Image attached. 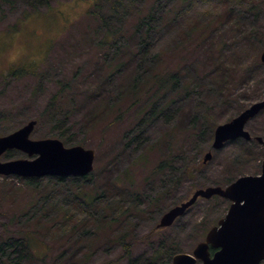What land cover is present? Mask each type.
I'll return each mask as SVG.
<instances>
[{
	"label": "rangeland",
	"instance_id": "rangeland-1",
	"mask_svg": "<svg viewBox=\"0 0 264 264\" xmlns=\"http://www.w3.org/2000/svg\"><path fill=\"white\" fill-rule=\"evenodd\" d=\"M92 2L93 0H53L52 6L54 8L51 11L44 12L45 10H42L37 15H32V13L29 14L24 10H29V8L22 1H15L12 5L8 0H0V113L15 110V113L9 116V119L13 121L8 126L0 128V132L22 124L24 121L22 122L20 119L23 115L31 116L37 113V109L45 104L49 95L55 90L56 79L67 77L70 74L69 70L74 69L77 64L85 62L87 66L88 63L90 64L92 55L89 57L88 51L91 39L90 35L86 34L88 29L85 22L81 20L82 15L89 9ZM159 2L165 4L164 7L167 8L164 16L173 15L176 8H185L183 9L184 12L170 27L167 26L160 33H152V36L156 39L160 38L162 42L169 41L171 46L188 39V45H186L188 48L175 51L174 54L169 52V57L166 61L164 60V64H170L169 66L174 69L176 63L179 62L178 57H181V53L186 52L190 72L192 73V70H194L200 77L199 85L190 95L179 101V104L173 105V110L177 109L176 114L168 118L159 115L145 126L143 136L140 135L141 138L139 139V141L145 142L142 146L137 147L136 144H133L125 150L122 149L123 141L119 136V129L111 132L107 142L99 146L97 133L96 135L89 133L86 135L87 145H84L95 150L94 169L97 162L99 164L96 173L100 171L104 163L108 164L104 171L99 172L100 177L93 176L86 182L87 187L96 186L97 181L104 184L106 181L117 179V177L121 180L132 179V186L138 188L139 194H141L139 199L143 204L147 202L146 198L149 196L162 190L165 191L159 203L156 206L153 205L147 214H143L142 218L134 217L133 219L135 227L133 228L131 258L136 259L137 264H141L142 258L151 253L153 245H157L159 242H162L163 248H172L173 245L174 247L178 245L183 252L191 253L195 245L203 240L207 229L216 224L217 220L225 214L229 204L226 199L200 197L184 215L177 218L170 226L160 230H156L155 226L164 212L186 200L195 188L213 184L214 180L221 178L228 169L225 166L226 163L232 161L231 155L235 151L234 144L226 143L218 150L213 149L212 158L207 163H203L204 151V153L198 155L197 164H199V168L194 173L195 176L182 179L177 185L176 181L173 180L176 177L178 167L181 166L180 160H175L172 168L161 176L160 174L152 175L144 181V178L153 169L155 158H150L144 165L141 163L140 168L136 169L137 164L140 162L138 155L142 148L174 123L181 130L191 126L196 127L197 131L205 129V122L203 123L201 118L205 114L204 111H201L203 108L207 107L209 109L210 122L215 121L216 124H220L229 121L251 103L264 97V66L260 60V54L264 48V0H235V2H232V0H226L225 2L193 0L189 5L188 3L183 5L177 0H158ZM151 3L152 0H146L142 4V14H147V9ZM74 24L75 26L77 24L81 25L79 28L80 33H75L73 30L71 36H67V40L56 44L44 60L45 68L49 66L50 69L59 71L51 81H44L45 94L43 96L39 95L33 102L29 101L27 104L30 106L27 105L17 109L16 107L27 102L33 79H6V70L13 64L18 65L21 63L20 65H23L33 60V62L40 60L44 57L46 50L54 45L57 39L67 35L64 32L66 26L70 27L72 25V30ZM14 25L17 26L13 28ZM187 32L188 37H185L183 33ZM203 33L207 35L205 42L200 41ZM156 46L161 48V42H158ZM216 46L222 48L221 59L224 62V68H219L212 63L213 56L211 52L216 49ZM176 53H180V56H175ZM70 54H79L72 60V65H69ZM144 60H150L149 52L145 54ZM85 69L83 70L84 74ZM161 71L164 73L166 70L162 69ZM130 72V69L122 71L118 74L119 79L121 77L125 78ZM127 78L128 76L126 80ZM81 80L79 83L82 86L85 85L84 83L87 85L91 80H95V75L92 74L87 80ZM112 83L113 81L110 84ZM218 89L222 90L226 97V102L223 105L218 98ZM112 92H109L107 96L110 97ZM81 114L76 113L71 118L73 121L71 133L75 140L85 135L83 134L84 127L81 123L83 116H80ZM78 120H80L79 124H77ZM130 123L133 126V117L127 120L125 125ZM1 124L2 122H0ZM246 124L248 130L264 136V108L248 120ZM48 128L49 125L36 124L30 138L36 140L56 137L51 135ZM135 129L137 130L138 127L135 126ZM200 139L199 146L206 147L207 137ZM210 140L209 146H211L213 140V133ZM195 142L198 144V141L195 140ZM256 151L258 150L256 149ZM260 151V156L256 159L258 162L260 161L259 166L242 165L241 168H232L231 172L236 173L243 170L242 175L259 173L261 159L264 157V151ZM195 152L196 149L192 148L189 153L194 155ZM149 153L151 152L149 151ZM16 158L33 157H28L21 151H15L11 155L6 152L0 156L2 161ZM235 165H238V163H235ZM127 168H131L129 178H126L122 173ZM46 181L48 180L42 177L31 182L30 186L27 187L23 177L0 175V241L10 240L11 238L16 239L14 241H19L16 252H22L21 242L23 240L21 238H25V236L30 237L29 252L40 254L43 251L42 233L31 236L30 230L22 227L27 222L21 226L18 224V220L28 202L35 201V192H40L39 187L45 184ZM126 183L130 184L129 181H126ZM86 191H89V189H86ZM67 194H70V191H67ZM79 217L84 220L85 216L80 215ZM23 221V219L20 220V222ZM101 235L105 240L91 256H84L85 249H81V251L74 254V259H77L81 264H103L118 259L122 254L121 248L119 245H109L106 241L107 238L112 239L111 233L106 235L102 233ZM33 240H37L36 244H33ZM61 244L62 242L52 244V249L48 251L49 255H46L45 263L55 264L52 263L51 259L55 253L62 249ZM73 244L76 245V243ZM78 246L73 247L70 251H68L70 249L68 246H63V248H67V253L70 252L71 254ZM17 255L18 253H15L13 257H17ZM67 262L73 263L71 260ZM127 262L124 258L119 264H126ZM30 264H43V262L37 259L35 263L30 261ZM115 264H118V262Z\"/></svg>",
	"mask_w": 264,
	"mask_h": 264
},
{
	"label": "trees",
	"instance_id": "trees-1",
	"mask_svg": "<svg viewBox=\"0 0 264 264\" xmlns=\"http://www.w3.org/2000/svg\"><path fill=\"white\" fill-rule=\"evenodd\" d=\"M8 1L12 5L15 1L26 3L29 10H24L32 15H37L42 10L49 12L54 8L53 0ZM145 1L93 0L81 20L85 22L88 29L86 34H89L91 39L88 51L89 57L92 55L90 64L88 63V66L86 62L77 64L75 65L76 69L69 70L70 74L67 77L56 79L55 90L49 95L45 104L37 109V113L31 116L23 115L20 121L26 122L35 119L37 125H49L48 130L51 135L60 138L66 146L87 145L86 135L89 133L95 135L97 133L98 146L104 145L110 133L119 129V136L123 141L121 147L125 150L130 145L136 144L137 147H140L145 143L142 140L139 141L140 135L143 136L145 126L154 118L159 115L168 118L176 114L177 109L173 110V105L179 104V101L195 90L199 85L200 77L194 70L192 73L190 72L186 52L181 53V57H178L179 62L176 63L174 69L169 66L170 64H164V60L166 61L169 57V52L174 54L175 51L188 48L186 46L188 39L171 46L169 41L162 42L160 38L153 37L152 33H160L167 26L170 27L184 12L185 7L176 8L175 13L171 16H164L167 11V8L164 7L165 4L158 3V0H152L147 14L144 15L141 13V6ZM177 1L183 5L185 3L189 5L193 0ZM217 1L225 2L226 0ZM156 4L158 5L155 6ZM16 26L14 25L13 28ZM71 26H66L64 32L67 35L63 38L58 37L59 39L46 50L44 57L40 60L35 62L33 60L23 65H20L21 63L13 64L6 70V79H33L27 102L16 107L17 109L27 106L29 101H35L34 99L39 95L43 96L45 94L44 81H51L59 73L58 70L50 69L49 66L45 68L44 60L56 44L67 40V36H71L73 30L75 33H80L81 25L75 26L74 24L72 30ZM183 34L188 37V32ZM204 35L203 33L201 42H205L207 35ZM158 42H161V48H157ZM148 52L150 60L145 61L144 57ZM211 53L212 63L219 68H224V62L221 59L222 48L216 46V49ZM77 56L79 54L69 55V65H72V60ZM175 56H180V53H176ZM84 69L85 74L83 73ZM128 69L131 72L127 74V80V76L119 79L118 74ZM162 69L166 71L162 73ZM92 74L95 75V80H91L87 85L84 83L83 86L79 83L82 81L81 79L87 80ZM112 81L113 83L110 84ZM109 92H112L110 97L107 96ZM217 94L223 105L226 102L223 91L218 89ZM201 111L205 112L201 116L203 123L205 122V129L197 131L196 127L191 126L181 130L174 123L142 148L138 155L140 162L136 169L140 168L141 163L144 165L150 158H155L153 169L144 178V181L152 175L160 174L161 176L164 172L169 171L175 160L181 162L173 180L177 185L182 179L195 176L194 173L199 168L198 155L211 149L209 146L210 137L216 124L215 121L210 122L211 117L207 107ZM14 113L15 110L0 113V122H2L0 128L8 126L13 121L9 119V116ZM76 113H82L80 116H83L81 123L84 127L83 134H85L77 140L71 133V129H73L71 118ZM132 117L134 118L133 126L132 123L125 125L127 120ZM125 118L127 119L125 120ZM79 123L80 120L77 124ZM135 126L138 127L137 130ZM17 127L14 126L0 132V135L7 134ZM250 132L253 135H259L251 130ZM205 136L207 137L206 147H200L199 139H203ZM262 137L264 138V136ZM195 140L198 141V144ZM227 143L234 144L235 151L231 155L232 161L226 163L225 166L228 169L225 174L214 180L212 185L224 186L242 175L243 170L236 173L231 172L234 167L241 168L242 165L247 164L259 166L260 161L258 162L256 159L260 156V150L264 151L262 145H259L255 140L246 141L241 138ZM192 148L196 149L194 155L189 153ZM13 153L15 151L8 152L9 155ZM107 165L104 163L99 172L104 171ZM98 169L97 162L96 168L91 173L80 178L43 177L48 181L41 187L38 186L40 192H35V201L28 202L18 220V224L21 226L27 222L22 227L28 228L31 236L42 233L43 251L40 254L33 253L34 255L29 252L31 244L29 236L21 238L23 240L21 242L22 252H16L19 245V241H14L16 239L3 240L0 241L1 264H30V261L35 263L37 259H40L43 264H47L45 263L46 255H49L48 251L52 249V244L58 242H62V249L52 257V263L81 264L77 259H74V254L85 249L84 256H91L105 240L102 238V233L105 235L111 233L112 239L107 238V243L119 245L122 251L118 259L103 264H115L116 262L119 264L124 258L128 261L126 264H137L136 259L131 258L133 228L135 227L133 219L134 217L142 218L143 214H147L153 205L156 206L159 203L165 191L162 190L148 198L146 196L147 202L143 204L139 199L141 194H139L138 188L132 186V179L121 180L117 177V179L106 181L104 184L96 180L98 182L96 186L87 187L86 182L93 176L100 177L99 172L96 173ZM122 173L126 178H129L131 168L125 169ZM228 173L231 174L228 175ZM37 179L40 178H25L27 187ZM126 181H129L130 184H127ZM67 191H70V194H67ZM80 215L85 216L84 220H81ZM21 219L24 221L20 222ZM40 223L42 224L40 225ZM36 241L33 240V244H36ZM161 243L153 245L151 253L142 258L141 264H170L172 256L177 252H182L178 245L176 247L173 245L172 248H163ZM37 245L39 246V244ZM63 246H68L70 249L63 248ZM76 246L78 247L75 251L71 254L67 253ZM15 253H18L17 257H13ZM69 260L73 263H66Z\"/></svg>",
	"mask_w": 264,
	"mask_h": 264
},
{
	"label": "water",
	"instance_id": "water-1",
	"mask_svg": "<svg viewBox=\"0 0 264 264\" xmlns=\"http://www.w3.org/2000/svg\"><path fill=\"white\" fill-rule=\"evenodd\" d=\"M264 65V49L260 54ZM264 108V97L251 103L229 121L218 124L213 133L212 148L219 149L230 139L250 140L246 122ZM36 124L32 119L16 130L0 136V156L10 149L25 152L33 158L0 160V175L21 177L84 176L94 168L95 151L76 144L65 146L58 138L32 139ZM255 139L264 144L260 136ZM204 155L203 162L211 158ZM218 195L231 200L226 214L209 228L192 253L178 252L171 264H259L264 258V159L258 175H242L225 187L209 185L195 189L184 201L170 207L156 224V228L170 226L182 216L198 197ZM210 248L216 249L212 254Z\"/></svg>",
	"mask_w": 264,
	"mask_h": 264
},
{
	"label": "flooded vegetation",
	"instance_id": "flooded-vegetation-1",
	"mask_svg": "<svg viewBox=\"0 0 264 264\" xmlns=\"http://www.w3.org/2000/svg\"><path fill=\"white\" fill-rule=\"evenodd\" d=\"M212 253L215 251L214 249H211ZM259 264H264V258L259 262Z\"/></svg>",
	"mask_w": 264,
	"mask_h": 264
}]
</instances>
